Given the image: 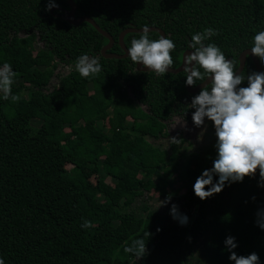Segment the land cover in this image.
Listing matches in <instances>:
<instances>
[{
    "label": "trees",
    "instance_id": "obj_1",
    "mask_svg": "<svg viewBox=\"0 0 264 264\" xmlns=\"http://www.w3.org/2000/svg\"><path fill=\"white\" fill-rule=\"evenodd\" d=\"M73 1L76 16L92 17L115 40L126 27H160L174 41V67L191 34L206 27L217 35L205 43H216L234 62L264 28V0ZM45 3L0 0V63H10L15 73L9 98L0 99L5 264H232L223 245L228 235L235 237L237 255L255 252L264 264V230L254 222L264 208L258 169L200 200L192 184L211 167L213 145L186 155L176 144L158 143L167 135L163 120L183 105L184 72H136L128 57L104 58V36L88 23L75 26L52 15ZM55 3L68 8L67 0ZM140 34H128L126 46ZM149 35L158 38L156 32ZM111 51L120 52L119 46ZM81 54L95 56L101 72L81 77L75 70ZM59 64L70 71L58 76ZM252 71L250 63L243 74ZM55 76L58 83L47 89ZM186 180L190 188L181 185ZM154 192L182 201L187 224L133 204ZM84 220L89 227L81 228ZM138 237L146 239V254L135 261L123 248Z\"/></svg>",
    "mask_w": 264,
    "mask_h": 264
},
{
    "label": "clouds",
    "instance_id": "obj_2",
    "mask_svg": "<svg viewBox=\"0 0 264 264\" xmlns=\"http://www.w3.org/2000/svg\"><path fill=\"white\" fill-rule=\"evenodd\" d=\"M56 7L58 5L55 0H46V11ZM151 31L153 29L149 25H143L138 38L130 40L126 55L132 62L146 66L148 71L164 75L169 68H176L170 55L175 44L164 34L156 39L150 38ZM215 35L217 31L212 27L191 34L187 46L191 51H185L180 63L186 85L194 86L207 78V82L191 97L188 104V108L194 110L191 120L195 127L201 129L200 135H203L209 126L208 122H211L215 137V156L211 167L203 169L192 184L193 194L200 200L219 193L226 185L241 182L245 176H255L257 169V186L264 187V71L246 74L237 72L234 61L226 59L216 43H205ZM247 49L264 66V28L253 33L251 45ZM75 70L81 77L87 78L100 73L102 66L95 56L81 54L76 59ZM14 76L10 63H0V99L9 98ZM245 81L246 86H241ZM169 138L170 144H179L181 141L176 137ZM170 198L169 195L163 200L159 199L156 208L168 204ZM169 215L181 226L188 222L187 215L181 213L175 203L171 204ZM254 222L259 229L264 230V208L257 210ZM80 226L87 228L89 222L84 220ZM223 245L229 253L227 259L232 264H260L255 252L245 256L233 251L237 247L235 237L226 236ZM123 251L131 254L135 261L138 260L146 254V239L138 237L131 240ZM0 264H5L2 256Z\"/></svg>",
    "mask_w": 264,
    "mask_h": 264
},
{
    "label": "rangeland",
    "instance_id": "obj_3",
    "mask_svg": "<svg viewBox=\"0 0 264 264\" xmlns=\"http://www.w3.org/2000/svg\"><path fill=\"white\" fill-rule=\"evenodd\" d=\"M22 33H28V32H22ZM36 43L39 47L43 46V43L38 39H36ZM70 67L64 66V65H58L57 68L55 69V71L59 72L58 76L69 72L70 71ZM58 83V77L55 76L53 77L52 81L50 82L49 86L47 87V89H52V87ZM130 94V92H129ZM131 95V94H130ZM144 111H146L145 106H141ZM131 118H127L126 122H130ZM184 121V123H183ZM171 122H174L173 124ZM171 122H169L168 125V132L169 135L167 138L164 139H160L158 140V143L167 147L168 143L170 142V138L169 137H176L178 139H180V143L176 144V150L180 153L185 152L186 155L189 154L190 152H200L201 149H204L205 147H207V145H205V143L209 144L212 140L211 137H206V136H201L199 134H201V129H199L197 132H194V128H192L191 126H193V123L189 121H185L182 119H178V118H173L171 120ZM183 123V125H181ZM204 133V132H203ZM186 159L182 158V159H178V164L175 166V171H173L171 173V177L173 175H175L183 166V163ZM107 181H109L107 179ZM175 183H174V190L177 189V187H175ZM181 185H186L190 188V184L188 183V181H182ZM181 192H184V187L180 186ZM166 197V196H165ZM165 197H160V195H156V192H154V194L148 193L141 195L140 197H138L136 199V201H134V205H136V207H140L142 204H147L149 206V208L151 209H155L158 204L160 203V200H163ZM182 202V201H181ZM180 201H174L172 199L169 200L168 204L160 206L158 208L155 209V211H157L158 213H166L169 212V208L171 206L172 203H175L176 205H178L179 211L181 213H185L188 211V209L186 208V206L182 205ZM170 221L176 222L175 220H173L170 216Z\"/></svg>",
    "mask_w": 264,
    "mask_h": 264
},
{
    "label": "water",
    "instance_id": "obj_4",
    "mask_svg": "<svg viewBox=\"0 0 264 264\" xmlns=\"http://www.w3.org/2000/svg\"><path fill=\"white\" fill-rule=\"evenodd\" d=\"M67 4H68V8H63V7L58 6L56 8L50 9V13L56 17H59V18L66 20L71 25L78 26L82 23L90 24L95 30H97L102 36H104L108 40L107 44L101 48V53L104 57H107V58H110V57L123 58L126 56V47H124V45H123V37L127 33H140L139 30L141 27L136 28V27L130 26V27H128V28H126L120 32L119 37H118V41H119L120 45L122 46V49L125 51L124 54H122V55H118V54H114V53L107 54L105 52L111 46V44L113 42L112 36L106 30L102 29L95 22V20L92 17H90V16H76V3L73 0H67ZM54 10L59 11V13H54ZM150 27L153 29V32H156L159 35L160 34L165 35L164 31L160 27H156V26H150ZM187 51H191V50H186V52ZM246 52L252 58V60L255 64V67H256V72L262 71L257 57L255 55L251 54L249 49H245L239 55V58H238L239 59V67L237 69V72L241 71L243 66H244V61H245V58L247 55ZM184 53H183V55H184ZM183 55H182V60H183ZM182 60H181V62H182ZM137 69H140V70L143 69V68H141L140 63L137 64ZM144 69L148 70L147 67H145ZM181 71H182V64L177 66L176 68H169L166 72L175 74V73H178ZM206 82H207V79L195 87L186 85V90L189 92H195V91L199 90L203 86V84Z\"/></svg>",
    "mask_w": 264,
    "mask_h": 264
},
{
    "label": "flooded vegetation",
    "instance_id": "obj_5",
    "mask_svg": "<svg viewBox=\"0 0 264 264\" xmlns=\"http://www.w3.org/2000/svg\"><path fill=\"white\" fill-rule=\"evenodd\" d=\"M59 12V11H58ZM151 26V25H150ZM157 27V26H156ZM126 28H128V27H126ZM126 28H124V29H126ZM124 29H122V30H124ZM122 30H120V32L122 31ZM120 32H119V34H120ZM165 33V32H164ZM119 34H118V36H117V39L115 40L113 37V42H112V44H111V46L106 50V52L105 53H107V54H109V53H114V54H118V55H122V54H124V50L122 49V46L120 45V43H119V41H118V37H119ZM128 34H131V33H127L124 37H123V45H124V47H126L127 48V46H126V36L128 35ZM158 34V33H157ZM165 36H166V33H165ZM158 37H159V34H158ZM107 42H108V40H107ZM107 42L103 45V46H105L106 44H107ZM115 44H117L118 46H119V49H120V52H112L111 50L113 49V47H114V45ZM247 49V48H246ZM186 50H190V49H185L184 51H183V53L186 51ZM243 50H245V49H243ZM242 50V51H243ZM241 51V52H242ZM240 52V53H241ZM183 53H181V55H183ZM240 53L238 54V56H237V61L236 62H234L235 63V66H236V71H237V69H238V67H239V55H240ZM100 54L102 55V53H101V50H100ZM103 56V55H102ZM104 57V56H103ZM104 58H107V57H104ZM110 58H114V59H126L127 58V55L125 56V57H123V58H115V57H110ZM226 59H230V58H226ZM258 59V58H257ZM181 60H182V57H181ZM181 60H180V63H181ZM249 60L251 61V62H249ZM258 62H259V60H258ZM139 62H136V63H134V65H133V69H134V71H136V72H153V71H148V70H145L144 68L146 67V66H141V68H143V69H137V64H138ZM180 63H178V65L177 66H179L180 65ZM250 63H252L253 64V67H254V69H255V71H256V67H255V64H254V62H253V60H252V58L249 56V55H246V58H245V61H244V66H243V68H242V70H241V74H243V71H244V69H245V67L247 66V64H250ZM259 64H260V62H259ZM177 66H175V67H177ZM260 67H261V65H260ZM261 69H262V71H264V66L263 67H261ZM181 72H183V71H181ZM168 73V72H167ZM179 73V72H178ZM207 79V78H206ZM205 79V80H206ZM203 82V81H202ZM202 82H199L197 85H199V84H201ZM242 84H243V82H242ZM197 85H194L193 87H195V86H197ZM184 86H185V90H186V84H184ZM242 86V85H241ZM127 91V95L128 96H131L130 94H131V92H130V88H129V86H128V88L126 89ZM200 90V89H199ZM199 90H197V91H195V92H189V91H187L186 90V94H184V99L182 100V103H183V105H182V107H179V108H177V109H175V111L173 112V113H170L169 114V116L165 119V120H163V122L165 123V129H166V136H164V137H162L161 139H164V138H167L168 137V135H169V132H168V125H169V122H171V120L173 119V118H178V119H182V120H185V121H189L190 120V122L191 123H193L192 122V120H191V113H192V111H194L193 109H191V108H188L189 107V103H190V100H191V97L193 96V95H195V94H197L198 92H199ZM129 92H130V94H129ZM139 105V107L140 108H142L141 106H145V110H146V112H150L149 111V107L146 105V104H143V103H140V104H138ZM143 109V108H142ZM144 110V109H143ZM172 124L174 123V122H171ZM208 128L204 131V133H203V135L202 136H206V137H211L212 138V140H211V142L209 143V144H207V143H205V145H207V147L208 146H211V145H213V143H214V140H215V137H214V135H213V129H212V127H211V122H208ZM192 128H194L195 130H194V132H197L200 128H197V127H195L194 125L193 126H191ZM200 135V134H199ZM170 144V142L168 143V145ZM207 147H205V148H207ZM204 148V149H205ZM204 149H201V151L200 152H202ZM191 153V152H190Z\"/></svg>",
    "mask_w": 264,
    "mask_h": 264
}]
</instances>
